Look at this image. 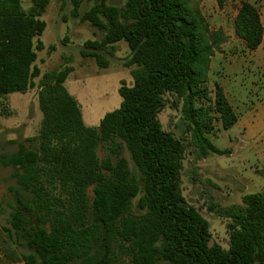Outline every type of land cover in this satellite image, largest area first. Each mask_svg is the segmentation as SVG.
Segmentation results:
<instances>
[{"label":"trees","instance_id":"obj_1","mask_svg":"<svg viewBox=\"0 0 264 264\" xmlns=\"http://www.w3.org/2000/svg\"><path fill=\"white\" fill-rule=\"evenodd\" d=\"M50 1L31 0L25 10L21 0H0V97L26 92L41 75L36 50L45 44H35V38L46 29L41 16ZM71 1L72 16L104 34L85 41L82 55L106 66L105 53L127 42L125 65L134 66V83H122L120 106L91 127L65 85L73 66L42 74L38 145L28 137L0 157L12 167L14 180L13 202H7L10 225L0 222V227L17 248L28 249H20L25 262L264 264V191L244 195L241 204H213L230 220V244L227 249L215 241L210 245L209 221L180 188L185 138L164 130L159 119L167 95L172 96L197 157L225 153L207 136L213 108L225 129L239 119L224 89L216 86L212 109L198 105L211 100L212 56L226 40L225 31L211 29L202 0ZM235 31L249 50L262 44L264 23L254 3L242 2ZM100 147L108 151L104 158Z\"/></svg>","mask_w":264,"mask_h":264},{"label":"rangeland","instance_id":"obj_2","mask_svg":"<svg viewBox=\"0 0 264 264\" xmlns=\"http://www.w3.org/2000/svg\"><path fill=\"white\" fill-rule=\"evenodd\" d=\"M21 1L24 9L29 10L31 0ZM114 1L119 3V0ZM243 1L222 0L220 4L218 0H202L200 3L211 29L221 28L227 35L212 56L207 82L211 100L198 101L199 106L212 109L216 86L226 90L239 120L232 128L225 129L213 108V128L207 133L212 143L225 153L197 157L191 132L185 129L180 109L171 105L172 96L167 95L166 106L159 113L164 130L185 138L187 150L181 171L182 193L187 202L209 221L213 241L226 249L230 244V220L213 209V204L218 207L241 204L244 195L264 191V40L257 49L249 50L236 34L235 18ZM247 1L259 8L264 23V0ZM120 3L123 4L124 0ZM89 5L85 3L83 9ZM72 9L71 0L50 1L41 16L47 23L46 29L35 38V44L38 40L45 44L43 49L36 50L35 63L41 75L34 79L35 86L26 92L0 97V157L3 153L16 151L19 142L28 137L35 138L32 144L38 145L43 117L38 101L39 82L46 71L73 66L65 85L78 100L86 125L91 127L98 126L108 112L120 106L119 87L122 83H134V66L125 65L130 55L127 42L119 41L112 54L105 53L106 66L95 57L82 55L85 41L100 40L104 34L89 22L73 17ZM98 153L101 158L108 155L104 147H100ZM124 155L130 160L127 150ZM11 172L12 167L4 166L0 161V222L7 226L10 225L11 211L7 202H13L9 191V186L14 184ZM89 194H93L92 188ZM17 249L29 252L25 246Z\"/></svg>","mask_w":264,"mask_h":264},{"label":"crops","instance_id":"obj_3","mask_svg":"<svg viewBox=\"0 0 264 264\" xmlns=\"http://www.w3.org/2000/svg\"><path fill=\"white\" fill-rule=\"evenodd\" d=\"M224 88L226 87L224 86ZM242 126L245 127V124H242ZM0 264H27L23 259V256L17 249L16 245L13 243V241L8 237L6 232L1 227H0Z\"/></svg>","mask_w":264,"mask_h":264},{"label":"water","instance_id":"obj_4","mask_svg":"<svg viewBox=\"0 0 264 264\" xmlns=\"http://www.w3.org/2000/svg\"><path fill=\"white\" fill-rule=\"evenodd\" d=\"M213 243H214V241H213V240H211V241H210V245H213Z\"/></svg>","mask_w":264,"mask_h":264}]
</instances>
